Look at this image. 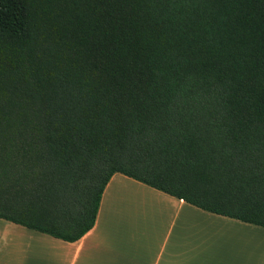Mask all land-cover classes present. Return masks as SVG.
I'll return each instance as SVG.
<instances>
[{
	"label": "trees",
	"instance_id": "trees-1",
	"mask_svg": "<svg viewBox=\"0 0 264 264\" xmlns=\"http://www.w3.org/2000/svg\"><path fill=\"white\" fill-rule=\"evenodd\" d=\"M116 173L264 228V0H0V219L74 243Z\"/></svg>",
	"mask_w": 264,
	"mask_h": 264
},
{
	"label": "crops",
	"instance_id": "crops-1",
	"mask_svg": "<svg viewBox=\"0 0 264 264\" xmlns=\"http://www.w3.org/2000/svg\"><path fill=\"white\" fill-rule=\"evenodd\" d=\"M126 186L150 195L155 208L137 212L152 221L113 219L115 196ZM107 207L111 220L104 214ZM253 231L258 234L250 235ZM51 238L33 235L46 247L40 246L35 264H264L263 227L205 212L120 173L106 185L87 234L74 243Z\"/></svg>",
	"mask_w": 264,
	"mask_h": 264
},
{
	"label": "rangeland",
	"instance_id": "rangeland-1",
	"mask_svg": "<svg viewBox=\"0 0 264 264\" xmlns=\"http://www.w3.org/2000/svg\"><path fill=\"white\" fill-rule=\"evenodd\" d=\"M138 192L139 193H136L131 187L127 186L122 191L117 192L119 193L115 196V198L119 199L117 203L115 202L117 209L115 212H113L115 207L111 210L113 219H119L121 221H142L143 218L148 221L150 219V217H145L137 212V209L143 211L155 208L153 205L149 204L150 195L144 194V191ZM156 210L158 209L156 208ZM104 214L108 220H111L110 207L104 210ZM155 214L154 212V215ZM198 215L200 217V214ZM152 220H149V222ZM236 227V229H239V226ZM143 229L150 232L146 226ZM256 234L258 233L255 231L250 233V235L253 236ZM33 235L52 241V238L49 236L26 230L0 219V264H35L38 259L37 251L39 252V248L42 245L32 240ZM246 235H248V233H246ZM42 247L44 251L46 247Z\"/></svg>",
	"mask_w": 264,
	"mask_h": 264
}]
</instances>
